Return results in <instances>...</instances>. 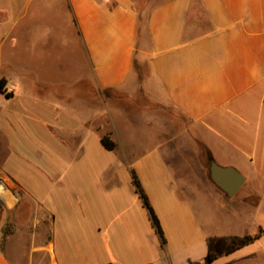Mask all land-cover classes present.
Here are the masks:
<instances>
[{
  "label": "crops",
  "instance_id": "1",
  "mask_svg": "<svg viewBox=\"0 0 264 264\" xmlns=\"http://www.w3.org/2000/svg\"><path fill=\"white\" fill-rule=\"evenodd\" d=\"M2 79L0 264H264V0H0Z\"/></svg>",
  "mask_w": 264,
  "mask_h": 264
},
{
  "label": "trees",
  "instance_id": "2",
  "mask_svg": "<svg viewBox=\"0 0 264 264\" xmlns=\"http://www.w3.org/2000/svg\"><path fill=\"white\" fill-rule=\"evenodd\" d=\"M0 93L2 94H5V96L10 99L12 98V94L8 93L6 91V81L4 79H2L0 81ZM102 143L104 145V147L110 151H113L116 149V144L113 142V140L111 139L110 136H104L102 138ZM134 182L136 184V187H137V191L138 193L140 194V196L142 197L143 201H144V204L146 206V208L149 210V213H150V217L154 223V226L156 227L158 233L162 236H163V232H162V229H161V226H160V223H159V220L156 216V214L154 213V210L152 209V207L150 206V203H149V200L146 196V194L144 193L143 189H142V186L137 178L136 175H134ZM264 232V231H263ZM260 237V235H256L254 237L252 236H248V237H245L243 239H240V240H237L235 241L233 244H231L230 246H228L227 250H226V254L227 255H231L233 253H235L236 251L248 246L250 243H252V241L258 239ZM164 239V238H163ZM217 255L216 254H213V253H210L207 260L209 262H214L215 260H217Z\"/></svg>",
  "mask_w": 264,
  "mask_h": 264
},
{
  "label": "water",
  "instance_id": "3",
  "mask_svg": "<svg viewBox=\"0 0 264 264\" xmlns=\"http://www.w3.org/2000/svg\"><path fill=\"white\" fill-rule=\"evenodd\" d=\"M212 179L229 197H233L244 185L245 179L235 169L220 168L213 164Z\"/></svg>",
  "mask_w": 264,
  "mask_h": 264
},
{
  "label": "rangeland",
  "instance_id": "4",
  "mask_svg": "<svg viewBox=\"0 0 264 264\" xmlns=\"http://www.w3.org/2000/svg\"><path fill=\"white\" fill-rule=\"evenodd\" d=\"M5 181V178L4 176L0 173V184H3ZM4 185V184H3ZM13 191H15V189H13ZM1 200V199H0ZM1 212H2V207H1V204H0V217H1ZM14 231H11V230H3L2 234H3V239H10L11 241V244H13V242L15 243V237L14 236ZM8 239V240H9ZM31 242H32V239L30 237V232L28 233V237L26 239H16V243L17 245H21L22 246V251H25L26 253H28L30 251V247H31ZM245 264V263H244ZM246 264H249V263H246Z\"/></svg>",
  "mask_w": 264,
  "mask_h": 264
}]
</instances>
